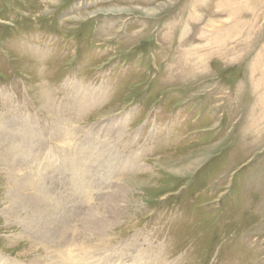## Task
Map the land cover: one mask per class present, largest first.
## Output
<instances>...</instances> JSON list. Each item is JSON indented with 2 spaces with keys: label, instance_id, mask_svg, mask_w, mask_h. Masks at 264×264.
<instances>
[{
  "label": "rangeland",
  "instance_id": "rangeland-1",
  "mask_svg": "<svg viewBox=\"0 0 264 264\" xmlns=\"http://www.w3.org/2000/svg\"><path fill=\"white\" fill-rule=\"evenodd\" d=\"M0 123L34 131L26 162L0 161L11 260L52 264L39 231L58 215L79 231L70 262L264 264V0H0ZM6 148L0 136V160ZM71 150L96 162L86 193L69 185ZM124 160L136 169L115 172ZM6 163L50 208L5 214L19 201ZM117 183L122 219L85 232Z\"/></svg>",
  "mask_w": 264,
  "mask_h": 264
},
{
  "label": "bare ground",
  "instance_id": "bare-ground-1",
  "mask_svg": "<svg viewBox=\"0 0 264 264\" xmlns=\"http://www.w3.org/2000/svg\"><path fill=\"white\" fill-rule=\"evenodd\" d=\"M91 88V87H90ZM93 92V91H92ZM97 92V90H96ZM97 94V93H95ZM94 95V94H93ZM96 96V95H94ZM92 98V97H91ZM49 101V100H48ZM47 102V101H46ZM87 104V102H86ZM49 105V103H48ZM46 105V106H48ZM88 105V104H87ZM86 106V105H85ZM78 110V109H77ZM78 114V113H77ZM4 117V116H3ZM124 118V117H123ZM1 124V123H0ZM22 128V127H21ZM57 129V128H56ZM61 129V128H60ZM114 129V128H113ZM73 131V130H72ZM75 131V130H74ZM34 131L31 129V128H25L24 131H22V134L21 136L16 132V127L14 129H9L6 127V124H2L0 125V136L1 138H5L6 141L10 142L11 145H12V149H5L4 152L6 153H3V160H0L2 162H5V161H14L16 159H19V158H23L21 159L22 161L24 160V162H26L28 160V157H30V154H31V149H32V146L31 144L27 145L29 143L30 138L32 136V133ZM71 134V133H70ZM69 134V135H70ZM50 135V134H49ZM68 134L65 133V135L63 136V141L65 143H69L71 141V137L69 136ZM57 139L60 141V136L59 135H56ZM70 137V138H69ZM50 139V138H49ZM58 141V142H59ZM62 142V141H61ZM46 143V142H44ZM60 144V143H58ZM90 144H92V142L90 143H86L83 145V148L85 149L87 146H89ZM50 146V145H49ZM4 149V148H3ZM95 150H97L95 148ZM53 154V153H52ZM49 155V154H48ZM55 155V154H54ZM57 155V154H56ZM60 156V155H59ZM50 158V157H49ZM54 159V158H53ZM57 159V158H56ZM65 160L68 161V166L70 167L69 170H67L68 174H70L74 179V181L69 183L70 186H75L76 188H79L78 191H83V193L85 192V188L88 187V185H86L85 181H84V175H85V170H91L90 167H92L93 164H96L95 161L91 160V159H88L87 158H84L82 160V163L78 160V153H74L73 150L69 151V153L67 154V159L64 158ZM51 160V159H50ZM106 160V159H105ZM108 160V159H107ZM106 160V161H107ZM56 161V160H55ZM61 161V160H60ZM17 162V161H16ZM108 162V161H107ZM50 163V162H49ZM109 163V162H108ZM123 164H119L118 167L116 166V171L117 173L119 172H122L123 170H127V171H131V170H134L136 169L135 168V164L133 165L130 161H125L122 162ZM104 164V162H103ZM110 164V163H109ZM7 166V168L9 169L8 170V174H9V177L10 178L9 180L11 181L12 180V183L13 185L10 186L11 189L9 190L8 189V193L9 194H12L14 192H16V186L20 187L22 190L26 189V187H28L29 185H31V183L28 181H26L25 179H27V176H28V179H29V175L26 173L25 175H21V177L19 178L20 175H17V169L19 171L21 170H24L23 168H16L15 165H12L11 163H6L5 164ZM49 165V164H48ZM45 166L46 169H51V172H54V168H51L52 167V164L50 166ZM100 165V164H99ZM98 165V167H100ZM27 166V165H25ZM28 167V166H27ZM93 168V167H92ZM138 168V167H137ZM94 169V168H93ZM99 170V169H98ZM26 171V170H25ZM56 171V170H55ZM58 171V170H57ZM56 171V172H57ZM66 171V170H65ZM113 171V170H112ZM111 171V172H112ZM186 171V170H185ZM28 172V171H26ZM105 172V171H103ZM103 172L100 171V174L103 175ZM109 172H110V168L107 169V177H109ZM113 172V175L114 173ZM7 174V175H8ZM19 174V173H18ZM27 175V176H26ZM61 175V174H60ZM26 176V178H25ZM62 176V175H61ZM99 176V174L97 175ZM136 176V175H135ZM58 177V176H57ZM102 177V176H101ZM95 178V177H94ZM111 178V177H109ZM66 179V178H65ZM117 179V178H116ZM20 180H23V183L20 182ZM31 180V179H30ZM108 180V179H107ZM112 180V179H111ZM114 180V179H113ZM14 181H17L14 183ZM35 183V181H34ZM118 184V183H117ZM9 185H10V182H9ZM35 185V184H34ZM37 185V184H36ZM90 186V185H89ZM117 186V185H116ZM119 186V184H118ZM31 187V186H29ZM35 188H40V187H36L34 186ZM41 189V188H40ZM129 189V188H127ZM114 190L116 191L115 192V195L112 197V196H109V198L107 199L108 200V203H104L105 204V207L104 208V211L103 213H99V214H102L103 217L102 218H96L95 216H91V215H88L87 219L85 220V232H88V233H91L93 234L94 231H97L98 234H103L104 233V228L105 226L108 224H111L110 223V220H112V223L113 222H117L119 221L120 219H122V214L121 212L119 213L118 212V207L120 206L119 205V202L117 201V198L118 197H125L124 194H126V190L124 188V186H119L118 188H114ZM40 191V190H39ZM89 191V190H88ZM7 193V192H6ZM29 193V192H28ZM38 193V191L36 192ZM86 193V192H85ZM25 194V193H24ZM49 194V193H48ZM27 196V195H26ZM25 195H23V193H20V192H16V195L13 196V198H18L19 201H13L10 203V207L8 206V209H7V212L5 213L6 215L10 216V217H13L16 218V219H20L22 214L25 213L26 211H30L32 210V205L30 203V201L32 199H29L27 198ZM30 197V195H29ZM8 198V197H7ZM12 198V197H11ZM57 198V197H56ZM44 199H48V197L44 196ZM54 199V198H53ZM59 200L56 201L58 205H62V202L63 201H67L68 199H65V200H61L60 198H58ZM121 199V198H120ZM7 200V199H6ZM34 203H37L35 206H33L35 208H40L41 205H43V203L45 201H43V198L41 199L40 197L39 198H35L32 200ZM6 202V201H5ZM50 202V201H49ZM34 205V204H33ZM45 207L46 208H50L49 207V204L45 202ZM54 205V204H53ZM19 206V207H18ZM120 209V208H119ZM33 211H36V210H33ZM39 211V210H38ZM122 211V210H121ZM41 212V211H40ZM34 213V212H32ZM47 213V212H46ZM45 213V214H46ZM55 214V212H53ZM89 213V212H88ZM116 213H118L116 215ZM24 216V215H23ZM46 221L49 222V216L46 215ZM44 217V218H45ZM49 217V218H48ZM66 217V216H65ZM8 218V217H7ZM27 218V217H26ZM59 218L58 215H55L54 217H52V219H54L56 221L55 225L50 227V228H45L42 232L39 231V234L40 236L42 235L43 237L42 238H47V240L49 241L48 245L50 246H54L55 247V251L53 250V255H55L56 253V257H55V260H53V262H51L52 264H85V260H87V257L85 259H76L77 257H74V259L70 262L68 256H67V252L69 251H65V250H72L73 248L72 247H77L79 244L78 243H74V242H67L68 239H73L74 237L76 236H79L77 234V232H79L74 226H73V221H74V218L73 217H70V220L72 219V223L70 224V222L68 223V221L66 220V218L62 217V218H59V220L57 219ZM12 219V218H11ZM68 219V218H67ZM28 220V219H27ZM83 220V219H82ZM8 221V220H7ZM14 221V220H13ZM21 221V220H20ZM18 221V222H20ZM30 222V220L28 221V223ZM50 223V222H49ZM40 224V223H39ZM70 224V225H68ZM75 224V223H74ZM26 225V224H25ZM83 225V224H82ZM41 226V225H40ZM76 226V225H75ZM27 227V226H26ZM32 227V226H31ZM39 227V226H38ZM47 227V226H46ZM24 228V227H23ZM29 228V227H27ZM31 229V228H30ZM40 230V229H39ZM29 231V230H28ZM81 233V232H80ZM86 233V235L88 234ZM35 234V233H34ZM83 234V233H82ZM90 234V235H91ZM37 235V234H36ZM32 236V235H31ZM84 237V235H83ZM93 237V236H92ZM101 238V236H100ZM40 239V238H39ZM40 241V240H39ZM42 244V243H41ZM44 246H42L43 248ZM88 250V249H87ZM86 251V250H85ZM66 252V253H65ZM71 252V251H70ZM75 252V251H74ZM111 256V255H110ZM112 257V256H111ZM137 258V257H135ZM134 257L132 258L133 260H138V259H135ZM145 258V257H144ZM92 260V258H90ZM103 259V258H101ZM100 259V260H101ZM105 259V258H104ZM113 259V258H111ZM142 259V258H141ZM52 260V259H51ZM90 260V261H91ZM149 260V259H148ZM163 260V259H162ZM49 261V260H48ZM103 261V260H102ZM114 262V261H113ZM160 262V261H159ZM89 263V262H88ZM171 264L173 263L171 261V263L169 262V260L167 259H164V262L162 264ZM0 264H20V261L15 262L13 260H11L7 255H3L0 253ZM102 264H110V261H107L106 259L103 261ZM120 264H125L123 261L120 263ZM130 264H135L134 262L130 263Z\"/></svg>",
  "mask_w": 264,
  "mask_h": 264
}]
</instances>
